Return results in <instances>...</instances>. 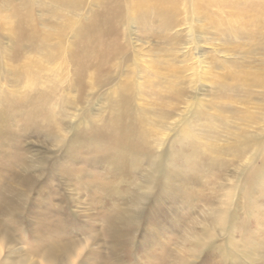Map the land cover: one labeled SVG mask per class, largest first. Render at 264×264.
<instances>
[{"label": "bare ground", "instance_id": "1", "mask_svg": "<svg viewBox=\"0 0 264 264\" xmlns=\"http://www.w3.org/2000/svg\"><path fill=\"white\" fill-rule=\"evenodd\" d=\"M148 1L151 4H147L146 0H0L2 30L0 33V244L8 245V250L3 256L0 249V264H75L76 259L83 256L87 241H94L95 235L103 243H108L106 247L113 256L107 260L108 262L103 261L105 264H139L138 257L135 256L137 251L139 254L143 253L145 262L159 255L167 257L165 258L167 260L161 261L160 264H188L189 259L182 254L183 250L186 252L183 248H186L187 242L193 240L192 247L187 251V254L191 255L207 244L208 239L214 237L212 231L221 236L220 243L226 244L227 257L231 258L233 252L238 251V247L234 248L232 240L229 241L233 238L234 232L230 228H235L236 222L243 223L241 219L235 217L248 208V220H252L251 223L256 228L259 227L261 221L257 219L258 212H255L252 200L259 197L260 187L264 186L253 181L251 177L263 175L264 119L261 127H258L261 130L260 139L256 136L257 133L248 136L246 129L242 127L232 130L231 128L236 125L228 123V118L223 116L224 110L221 106L226 109V105L221 101L232 89V82L229 81H239L242 89H246L247 85L252 86L253 82L257 83L258 74L254 78L253 72L263 71L260 75L261 80L259 78L258 81L260 80L259 84L264 87L263 61L256 69L249 68L247 73L238 68L236 72H231L229 78L223 75L218 76L220 79L217 77L218 81H215V85L220 90V95H217L214 114L219 115L223 122L220 126L214 114L205 119L203 127L198 129L202 132L207 130L205 134L208 138L205 139L194 131L189 139L193 140L192 143L181 145L176 149L170 147L157 153L152 148L161 146V143L153 146L155 142L150 141L148 128L154 123L146 117L147 111L144 106L134 107L131 81L127 80L128 74L115 82L116 87L111 90L114 91L113 98H109L108 94L103 98L106 101V118L102 120L104 123H101L96 115L90 116L92 102L87 100L88 112L84 110L87 116L83 121L79 120L69 137L62 133H69L74 123L64 124L63 121H59L62 119L56 118L57 112L46 106V103L51 101L52 93L40 94L39 91L33 96L28 107L7 98L3 85H7L12 75L21 73H15L10 69V64L6 61H10L11 56L21 57L27 50L39 53L43 51L44 58L54 66L49 71L51 76L45 77L46 81H50L51 78L54 80L64 67L65 71L69 72L68 62L75 64L74 67L71 66L74 77L82 76L80 72L88 68L89 63L91 69L98 65L99 77L103 65L113 59L120 61L124 57L123 54L125 55L127 50L120 45V42L118 43L117 37L129 36L132 25L136 28L134 33L142 37H155L161 35L160 32H166L165 35L169 36L170 31L179 25L178 16L182 12L186 13L181 21L184 25L181 30L187 37L184 46L187 45L186 48L191 50V53L197 48L199 43L197 40L202 36V31H199L196 25L198 20L206 18L219 26L218 22L222 23L220 14L231 13L235 20L244 21L247 19V12L256 18L251 25L254 27L253 31H249L247 35L246 29L245 34L250 38L254 35L256 40L254 49L264 51V40L259 35L261 32L258 28V25L261 26L259 21L264 20V0H249V3L242 7L240 2L247 3V0ZM222 2H226V5L223 6ZM40 3L41 6L45 5V11L50 17L57 19L56 25H49L50 29L47 31H43V28L36 27L33 23L32 5L35 8ZM181 3L184 4L182 10L179 8ZM211 6L218 8L215 15H212ZM61 9L66 10L69 15L62 17L59 14ZM84 11L88 13L85 17L81 15ZM11 18L16 21L10 22ZM11 27L17 43L25 35L30 39L31 44L28 48L18 50L19 43L14 48L2 43L1 38L7 39L6 32ZM179 32L177 31L174 36L165 37L168 43L177 44L179 41L180 44L183 34ZM65 33L69 38H67V49L63 53L59 49L60 46H51L48 42L52 36H56L61 43ZM257 35L260 37L259 40L256 38ZM58 61L59 65H57ZM22 63L24 69L22 75L25 76L26 86H28L27 80L31 83L30 86L32 83L37 85L43 80L38 62L25 59ZM26 73H29L28 78ZM249 73H252V77H248ZM104 76L106 78L107 73L104 74L103 70V78ZM98 83L101 85L103 79L100 78ZM209 84L214 83L211 81ZM60 104L65 107L66 101L63 100ZM139 104L142 105V102ZM45 110L47 113L44 112ZM159 111L160 109H157V112ZM24 115L28 118L37 117L41 122L34 125L30 124L33 121L23 122L21 118ZM246 117L245 123L253 122L256 126L260 123L256 115L250 113ZM83 123L89 124V127H81ZM29 132L35 137L40 136L45 138L44 140H50L54 149L45 150L46 153L49 151L48 155L33 153L34 161L28 153L30 149L26 147L25 150L21 147L24 136L26 137ZM220 136L227 139L220 140ZM161 139L163 140L162 137L159 138ZM230 141L234 144L230 145L228 143ZM182 142L184 140L180 143ZM8 148L12 163L9 162L10 157L3 159ZM204 151L208 152L206 156L203 155ZM247 151L249 152L246 157ZM179 154L182 155V159H186L190 170L196 169L195 184L198 183L206 188L213 187L215 189L213 193L205 194L200 190L191 192L188 189L191 183L189 176L183 178L174 167L165 168L164 161L173 159ZM172 184L177 185L179 189L187 184L182 191L194 194L189 196V200L195 204L199 201H202V204L205 201L208 203L205 204L207 216L204 215L203 220L199 222L201 231L188 226L189 235L180 238L182 246L179 251L169 250L167 240L162 241L161 236L157 238V234H154L155 227H151L150 223L152 219L159 218L154 215L156 213L154 209L152 210L150 206L144 212L149 199H156L165 192L169 196L168 190ZM54 188L55 197L51 195ZM59 190L63 202L67 203L63 209L55 206L56 202L54 207L52 206V201L59 199ZM236 190L240 195L237 200L233 199ZM83 191V194H87L88 191L87 196H91V193L99 196L94 206L87 207L90 213L85 212L82 208L83 200L78 198ZM220 191H223L221 197L217 195ZM249 191L250 197L247 196ZM177 194L182 199L181 194ZM260 197L262 199V194ZM147 222L149 224L146 226ZM225 224L229 228H225L223 233L216 229V226L221 229ZM241 225L244 226V223ZM95 226L98 227L99 232L94 233V236L89 235L91 233L89 229L95 230ZM78 231H86L88 236L81 240L76 239L78 235L75 237L74 234ZM16 244H21L20 251L23 254L19 257H16L13 249L10 248ZM213 247L212 251L215 253ZM157 249L162 253H157ZM222 260V264L227 263L225 258Z\"/></svg>", "mask_w": 264, "mask_h": 264}, {"label": "rangeland", "instance_id": "2", "mask_svg": "<svg viewBox=\"0 0 264 264\" xmlns=\"http://www.w3.org/2000/svg\"><path fill=\"white\" fill-rule=\"evenodd\" d=\"M151 1L157 2L156 0ZM237 1L239 2L241 0ZM146 2L147 4H151L148 0H146ZM222 3L223 6L226 5V2ZM248 3L249 0H247V3H244V1L240 2V7L245 6ZM183 5L184 4L181 3L179 6L181 10L183 9ZM32 8L34 17L33 23L36 24V27L41 29L43 28V31H47L50 29L48 27L49 25H56L57 19L48 15L47 11H45V5L41 6L40 3L38 6H35V8L32 5ZM210 10L212 15H215L218 8L216 6H211ZM85 12L86 11L81 12L83 17L88 14ZM59 14H61L62 17L69 15V13L64 9H61ZM185 15L186 13L182 12V14L178 16V21L180 23L177 27H174L175 29L171 30L169 34V36H174L177 31H180L179 33L183 34V36H181L182 40L180 41V44L178 43L179 41L177 44L168 43V39L165 37L169 36L165 35L166 32H160L161 35H157L155 37H142L138 35V33H134L136 28L132 25L129 29L132 31L129 36H126L125 38L119 37L120 39L117 37L119 40L118 43L120 42V45L124 46L127 50L125 55L123 54L124 57L120 61H118L119 59H113V62L111 61L110 63L103 65L99 77L98 65H96L94 69H91L90 63L88 68L80 72L82 76L78 75L74 77L71 72V66L74 67L75 64L68 62L67 67L69 72H66L64 67V70L60 71L54 80L51 78L50 81H46L45 77L50 75V68L54 66H51V63L44 58L43 51L39 53L27 50L21 57L15 58L14 56H11L10 61H6L10 64V69L15 71V73H21L12 75V77L8 79L9 82L7 85H3V89L9 100L15 101L19 105L21 104L25 107H28L31 100H33V96L37 95L39 91H41L40 94L52 93L50 97L51 101L46 103V106L53 112H57L56 118L62 119L59 121H63L64 124L74 123L72 124L69 133H62V135L65 134V136L69 137L71 136L73 129L76 127L75 125L79 123V120L83 121V118L87 116V113L84 112V110L88 112L89 104L86 103L87 100L88 102H92L90 103L92 111L90 116L95 117L94 115H96L100 119L101 123H104L102 120H105L106 118V101L103 98L107 94L109 98H113L114 91L111 90H114L116 87L115 82L117 83L118 80L125 77V74H128L127 80L131 81L130 86L133 94L134 107L144 106L147 111L146 117L154 123L152 127L148 128L150 129V141L155 142L153 146L161 143V146L152 148L153 150H156V153L168 150L170 147L171 149H176L181 145L192 143L193 140L189 139L190 136L194 134V131L199 133V135L204 136L206 139L208 138L205 134L207 130H203L202 132L198 128L203 127L202 125L205 122V119H208V116L215 113L216 101L218 100L217 95H220V90L215 85V81H218L217 77L223 75L225 78H229L231 72H236L238 68L244 70L246 73L249 68L253 70L254 68L256 69L260 65L261 61L264 62V51L261 49H254L256 41L254 40V35L250 38L245 34L246 29L247 35L249 31H253L254 27L251 25L256 18H253L252 14L249 15L247 12V19L244 21L235 20L231 13L220 14L222 23L218 22L219 26H216L214 22H211L206 18L203 20L201 18L200 21L198 20L196 25L199 27V31H202V36L199 34L200 37L199 40H197L199 41L198 46L191 53V50L186 48L188 46H184L187 37H185V32L181 30L184 27L181 21ZM11 21L16 20L11 18L10 22ZM259 22L261 25L260 27L258 25L259 32H261L259 35H261L262 40H264V20L261 19ZM11 25L12 24H10V26ZM3 31L5 30L3 29ZM12 32L13 27L7 30V39L6 37L1 38L2 43L5 46L11 45L13 48L19 43V46L17 47L18 50L28 48L29 44H31L30 39L25 35L17 43ZM0 33H2L1 29ZM259 35L256 37L257 40L260 38ZM67 38H69V36L65 33L62 39L63 41L59 43V37L52 36L48 43H50L51 46H60L59 49L65 53L67 49ZM25 59L38 62V69L41 70V75L39 73L38 75L42 76L43 80L39 81L37 85H33L32 83L30 86L31 83H28L29 80H27L28 86L24 84L25 76L24 74L22 75L24 71L22 62ZM95 62L96 61H94V63ZM57 65H59V61ZM103 70L104 74L107 73L106 78L104 76L105 83ZM262 72L263 71H258L256 73L253 72L254 78H256V74H258V77L256 78L257 83L253 82L252 86L247 85L246 89L240 88L241 86H239V81H229L232 82V89L227 92L226 95L224 94L225 97H223V100L221 101V103H225L226 105V109L221 106L222 110H224L223 116L228 118V123L236 125L231 129L235 130L238 127H242L246 129L248 136L257 133L256 136H258L259 139L261 136V130H259L258 127H261L263 123L262 120L264 119V87L259 84ZM28 74L29 73H26V78H28ZM248 77H252V73H249ZM100 78L103 79V83L101 85L98 83ZM259 78L260 80L258 81ZM76 80L80 81L76 83ZM211 81L214 83L213 85L209 84ZM246 93L247 96L244 97ZM239 97H241V99H237ZM63 100L66 101L65 107L63 104H60ZM140 102H142V105L139 104ZM85 105L86 107L83 108ZM157 109H160V111L157 112ZM44 112L47 113L46 110ZM250 113L258 117L260 122L258 123V126H256V123L254 124L253 122L245 123V119L247 118L246 116ZM214 115L221 126L223 121L220 119V116L217 114ZM240 118L242 120H240ZM25 120L28 123L33 121L30 123L31 125L41 122V119L37 117L28 118L24 115V117L21 118V121L24 122ZM81 127L88 128L89 124L85 125L83 123V126ZM183 136L185 138H183ZM161 137L163 140H159ZM44 139L45 138L40 136L35 137L31 134V132H29L26 137L24 136L21 147L24 149L26 147L30 149L28 153L35 161V155H33V153L48 155L49 151L54 149L52 142ZM219 139L226 140L227 138L220 136ZM183 140L184 142L180 143ZM228 143L230 145L234 144V142L231 141ZM45 150L49 151L46 153ZM9 151L10 149L8 148L6 150V157H3L4 160L10 157ZM248 152L249 151L245 152L246 157ZM207 153L208 152H205L203 155L206 156ZM11 157L9 158V162L11 161L12 163L13 160ZM185 160L186 159H182V155L179 154L173 159L164 161V165L165 168L174 167V170L178 171L180 176H183V178H187L189 176L188 179H190L189 182L191 183L190 188L188 189L191 192L194 193L195 191L200 190V192L205 194L213 193L215 191L213 187L206 188L202 187V185H199L198 183L195 184L196 180H194V178L197 173L195 171L196 169L190 170ZM183 161L184 163H182ZM178 167H181V169H177ZM14 169L16 170V168ZM100 171H102V169H100ZM255 178L251 177L253 181H256L264 186V170L262 176H255ZM185 186H187V184L184 186L182 185L180 190L177 185L172 184L171 188L168 190L170 193V195H168L170 197L167 196V192H165L161 194L163 197L158 196L156 199H149L145 205L144 212L151 206L152 210L154 209V213L156 212L154 215L159 217L156 219L157 221L152 219L150 226L155 227L153 230L154 234H157V238L161 236L162 241H164L163 239L167 240L169 250L172 249L174 251H179V248L182 246L180 238L183 236L187 237L189 235L188 226L191 228L195 227L198 231H201V224H199V222L203 220L204 215L207 216L205 204L208 203L205 201V203L202 204V201L198 200L199 202L195 204L192 200H189V196L194 194L183 192L182 190ZM260 189L261 193L258 194L259 197L252 200V204L254 205L252 206L254 207L255 212H258L257 219L261 221L259 223V227L256 228L255 225L251 223L252 220H248L247 208V211H242L235 217V219H241L245 227L241 225L243 224L242 222H233L236 226L235 228H230L234 232L233 238H230L229 241L232 240L234 248L238 247V251L235 250L233 252V257H227L228 247H226V244H221V236L211 230L214 237L208 239L207 244L199 248L198 251H194L191 255L187 254V251H189L192 247L191 245H193L191 244L193 240L192 242L188 241L186 248H183L186 252L181 249L183 250L182 254L189 259L188 264H222L223 262L221 263V261H223V258L227 261L226 264H264V224H262L264 223V187H260ZM250 191L247 194L248 197H250ZM60 192L61 191L59 190V199H56L58 201H52V206L54 207V202H56L55 206H59V208L63 209L67 203L63 202ZM55 193L56 189L54 188L51 195L55 197ZM83 193L84 191L78 195V198L83 200L82 202L84 204L82 205L84 206H82V208L85 212L90 213V211L87 210V207L94 206V202H96L99 196H95V193H91V196L89 195V197L87 196L88 191L87 194ZM177 193L181 194L182 199H180V196ZM222 193L223 191L217 192V195L221 197ZM234 194L235 197L233 199L237 200L240 197L237 190L234 191ZM260 194L263 196L262 199ZM162 201H164V203ZM248 206H250V204ZM148 224L149 223L147 222L145 225L147 226ZM226 225L227 224H225L221 229L216 226V229L223 233L225 228H229ZM94 228L95 230L89 229V232H91L89 235L94 236V233L96 234L99 232L97 226ZM85 232L86 231H78L74 234V236L78 235V237L75 236L76 239L80 238L81 240L88 236ZM94 237V241H87L85 251H83V256L76 259L75 264H105V262H108L107 260L111 257L113 258L110 250L106 247L108 246V243H103L98 236L96 238V235ZM212 246H214L213 249L215 250V253L212 251ZM20 247L21 244H16L13 247H10L13 249L12 251L15 253L14 255L16 257L23 254L20 251ZM222 247L226 248L224 249ZM0 249L1 255L3 256L6 253V250H8V245L0 244ZM158 252L159 254L162 253V251L160 253V250L157 249V253ZM135 256L138 257L139 264H160L161 261L167 260L165 259L167 257H161L158 255L157 257H153L151 261L145 262V259H143V253L139 254L138 251Z\"/></svg>", "mask_w": 264, "mask_h": 264}]
</instances>
